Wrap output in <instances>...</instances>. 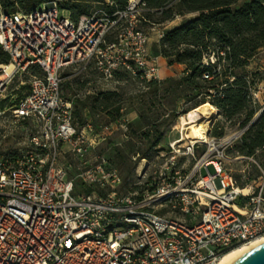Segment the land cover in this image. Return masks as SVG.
I'll use <instances>...</instances> for the list:
<instances>
[{
	"label": "built area",
	"instance_id": "built-area-1",
	"mask_svg": "<svg viewBox=\"0 0 264 264\" xmlns=\"http://www.w3.org/2000/svg\"><path fill=\"white\" fill-rule=\"evenodd\" d=\"M143 2L114 12L99 7L78 21L59 0H42L28 13L7 14L0 4V45L10 56L0 65V119L13 79L36 66L44 73L31 74L27 95L12 110L41 131L26 152L0 155V264H222L235 247L264 239V171L244 193L220 151L233 138L204 143L209 150L187 175L180 159L200 144L171 142L157 188L144 199L115 191L121 177L105 156L88 160L114 124L100 132L75 125L73 103L61 93L63 71L92 63L108 79L125 72L163 80L162 58L149 51ZM169 25L154 26L158 43ZM66 152L84 169L75 178L61 164ZM107 188L114 191L103 194Z\"/></svg>",
	"mask_w": 264,
	"mask_h": 264
},
{
	"label": "trees",
	"instance_id": "trees-1",
	"mask_svg": "<svg viewBox=\"0 0 264 264\" xmlns=\"http://www.w3.org/2000/svg\"><path fill=\"white\" fill-rule=\"evenodd\" d=\"M61 1V8L70 13L72 20L78 21L80 17L89 15L95 5L114 12L124 10L130 0ZM41 2L42 0H0L7 14L31 12ZM143 3L145 7L142 18L150 26L172 23L177 18L189 15L196 16L167 31L153 51L162 58V64L166 60L168 66H184L182 75L165 76L163 71L164 79L161 81H147L137 77L148 85V95L151 98L147 105L149 109L155 111L159 107H166L165 100L168 97L172 98L174 108L169 117L153 113L151 118L140 114L143 125L139 130L134 129V125L129 126L131 140L127 147L130 153L119 148L115 151L118 162L130 163L131 170L148 159L150 153L163 143L167 127H175L176 119L203 104L213 105L226 122L232 123L239 119V128L246 129L261 110L254 96L259 85L264 82L261 72L250 71L255 56L264 49V0H144ZM8 63L10 56L0 45V65ZM30 72L37 76L44 75L38 66L33 67ZM116 76L122 77L120 72ZM25 89L26 93L19 100L27 95L29 86ZM116 95L104 94L102 101L98 96L92 101L90 97L65 99L73 103L75 125L78 122L86 127L92 124L88 118H84L86 112L95 116L115 107L114 112L109 114L114 116V120L121 116L122 108L117 105L118 102L112 105L110 103ZM5 102L1 105L2 109ZM180 103H184L185 107L178 111L176 107ZM211 136H225L224 128H220V121L214 126ZM233 150L246 158L256 159L260 157V153L264 154V112L260 121L245 131Z\"/></svg>",
	"mask_w": 264,
	"mask_h": 264
},
{
	"label": "rangeland",
	"instance_id": "rangeland-1",
	"mask_svg": "<svg viewBox=\"0 0 264 264\" xmlns=\"http://www.w3.org/2000/svg\"><path fill=\"white\" fill-rule=\"evenodd\" d=\"M59 1L62 4V1ZM97 8L99 6H93L91 12ZM195 16L189 15L187 17L177 18L176 20L178 21L171 28H176L175 26L178 24L182 25ZM143 27L150 36L149 51L153 53L155 46L158 44L157 32L155 30L157 27L150 26L145 22L143 23ZM184 69V66L181 65L168 66L166 60L162 64V71H164L165 76L174 74L180 77ZM250 71H259L264 76V49L255 56ZM120 73L122 77L105 78L92 63L88 66L67 68L63 71L62 75L61 93L66 99L74 100L76 97L88 99L90 97L91 101L97 96L102 101L104 94H117L116 97L110 100L111 105L114 102H118L117 105H120L122 108L121 116L117 120H114V116L109 114L114 112L115 107L111 108L108 112L97 113L95 116H91L89 112H86L84 115V118H88L98 132L102 131L107 125L114 124L112 134L89 155L88 160L93 162L98 155L105 156L110 164L118 170L121 177V185L115 189L118 194H133L139 198H149L157 188L160 172L167 163V149L169 148V144L174 141L183 140L180 143V146L183 148L186 145H190L192 141L187 138L188 131L183 130L180 122L181 115L175 120V128H166L163 143L150 153L148 159H144L134 170H131L132 165L130 163L120 164L116 158L115 149L119 148L127 154L130 153V149L127 147L128 142L131 140L129 126L134 125L133 128L136 130L142 128L143 122L140 121V114L151 118L153 117V113L155 115L166 114V117H169L171 110L174 108L171 104L172 98L168 97L165 100L166 107H159L155 111L149 109L147 105L151 98L148 95L149 88L147 83L125 72ZM31 74L29 72L17 75L10 83L6 92V98L4 100L6 102L3 105L6 113L0 119V155L6 153L19 155L26 152L30 148L31 137L38 135L41 131L38 123L32 121H17L14 119L12 112L13 104L26 93L25 87L29 86ZM254 97L255 101L261 107V110L256 114L257 116L264 110V82L259 85ZM183 107H185V104L180 103L176 108L178 111H181ZM200 120L201 124L206 125L210 140L214 139L217 142V146L221 145L226 139L240 134L243 130L239 128V119H236L232 123L226 122L220 113L210 119H206L201 115ZM218 121H220V128H224L225 131L223 138H214L211 136V132ZM76 125L80 130L86 128L85 125L82 126L78 122H76ZM237 137V139H233L230 146L225 149H220V151L223 152L226 167L237 179L239 185H246L247 187L250 181L248 179H255L260 175L261 169L264 171V154L260 153V157L256 159L239 156L233 149L242 135H238ZM198 143L200 144V148L195 150L194 156H186L180 159L179 168L184 175L192 172L197 160L210 148L204 143ZM61 164L67 170L69 178H75L84 170L81 162L71 152H66L62 155ZM210 170L212 172L214 171L212 167ZM112 191H114L112 188H107L102 193L108 194ZM153 206L157 211L165 215L185 220L180 215L173 213L171 207L160 208L157 204Z\"/></svg>",
	"mask_w": 264,
	"mask_h": 264
},
{
	"label": "bare ground",
	"instance_id": "bare-ground-1",
	"mask_svg": "<svg viewBox=\"0 0 264 264\" xmlns=\"http://www.w3.org/2000/svg\"><path fill=\"white\" fill-rule=\"evenodd\" d=\"M219 114V110L216 109L210 103L203 104L197 109L181 116L180 122L183 126V130L188 131L187 138L193 143H209V132L206 129V125L200 123V117L203 115L206 119H210ZM239 135V134H238ZM238 135L231 137L229 139H235ZM244 193H250L251 188L247 187ZM264 243V239L260 238L251 244H244L240 247L230 250L222 259V264H233L240 257L245 255L248 251Z\"/></svg>",
	"mask_w": 264,
	"mask_h": 264
},
{
	"label": "water",
	"instance_id": "water-1",
	"mask_svg": "<svg viewBox=\"0 0 264 264\" xmlns=\"http://www.w3.org/2000/svg\"><path fill=\"white\" fill-rule=\"evenodd\" d=\"M264 110H262L250 123V125L242 130L240 135H243L245 131H247L249 128H252L255 126L261 119L263 115ZM220 113V111H219ZM233 264H264V243L261 245H258L257 247H254L250 251H248L245 255L240 257L237 261H235Z\"/></svg>",
	"mask_w": 264,
	"mask_h": 264
},
{
	"label": "crops",
	"instance_id": "crops-1",
	"mask_svg": "<svg viewBox=\"0 0 264 264\" xmlns=\"http://www.w3.org/2000/svg\"><path fill=\"white\" fill-rule=\"evenodd\" d=\"M177 21H178V20H176V21H174V22H172V23H169L170 25H169L168 31L171 30V29H174V28H171V27H172L173 24H175ZM180 25H181V24H180ZM180 25L178 24V25L175 26V27H179ZM162 63H163V61H162ZM162 73H163V71H162ZM163 77H164V75H163Z\"/></svg>",
	"mask_w": 264,
	"mask_h": 264
}]
</instances>
